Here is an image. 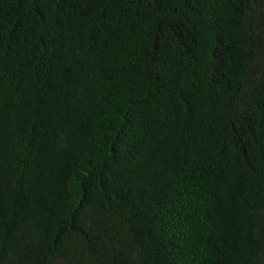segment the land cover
I'll return each instance as SVG.
<instances>
[{"label": "trees", "instance_id": "1", "mask_svg": "<svg viewBox=\"0 0 264 264\" xmlns=\"http://www.w3.org/2000/svg\"><path fill=\"white\" fill-rule=\"evenodd\" d=\"M0 264H264V0H0Z\"/></svg>", "mask_w": 264, "mask_h": 264}]
</instances>
